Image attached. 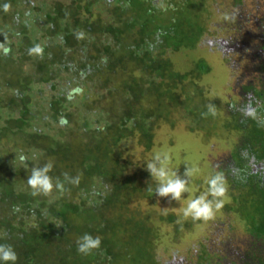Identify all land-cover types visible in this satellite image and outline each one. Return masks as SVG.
I'll return each instance as SVG.
<instances>
[{
  "label": "trees",
  "instance_id": "1",
  "mask_svg": "<svg viewBox=\"0 0 264 264\" xmlns=\"http://www.w3.org/2000/svg\"><path fill=\"white\" fill-rule=\"evenodd\" d=\"M41 1L0 0V45L10 49L0 48V243L13 247L16 264H185L161 262L155 218L133 207L156 197L155 183L150 192L146 174H129L126 155L135 141L150 150L173 111L196 128L207 123L194 78L208 69L182 73L173 58L210 37L211 0ZM36 45L42 51L29 54ZM244 89L252 106L227 105L223 124L237 141L218 172L247 215V258L264 264V79ZM46 163L54 179L68 172L79 185L33 197L27 177ZM176 218L159 221L174 229ZM85 233L101 238L89 256L77 252ZM198 259L214 263L207 249Z\"/></svg>",
  "mask_w": 264,
  "mask_h": 264
},
{
  "label": "rangeland",
  "instance_id": "2",
  "mask_svg": "<svg viewBox=\"0 0 264 264\" xmlns=\"http://www.w3.org/2000/svg\"><path fill=\"white\" fill-rule=\"evenodd\" d=\"M212 1L203 8V14L213 21L212 24L210 23L211 25H207L210 37L208 36L206 41L199 44L194 50L180 53L181 55L173 59L177 70L182 73L189 70L196 71L197 65L208 69L203 76L194 78V82L204 91V95H199L197 102L215 105L216 114L221 118V121L206 117L204 122L207 123L196 128V123L188 117L185 111H173L169 121H161L157 125L150 150H146L144 146L135 141L129 146L126 155L130 164L129 174L138 173L141 176L146 174L143 177L144 184L151 181V177L147 176L149 173L145 170V163L157 152L169 153L171 168L178 170V174L181 176L185 171V164L199 169L198 174L190 183L189 193L185 194L179 203H169L168 199L154 197L133 205L143 215H152L155 218L151 225L158 229V255L162 263L169 262L173 256H176L179 259L183 258L185 264H199L198 257H201L206 249L212 254L221 251L224 242L225 244L232 242L235 247L239 245L245 250L251 240L250 236L246 235L249 226L246 219L247 215L244 213V216L239 213L240 201L236 205L233 204V198L230 195L231 188L226 180L227 194L224 198V207L216 212L214 218L208 221L194 222L190 218H183L181 212L188 200L197 197L206 190L205 180L218 172V167L221 168L226 163L237 141V136L228 133L229 129H226L223 124L227 103L232 100L236 101L239 94V89L234 91V87H237V83L240 85L247 84L249 80L254 81L253 84L261 85V80L264 79L263 75L259 77L257 74H263L264 71L262 61H260L264 47V30L260 32L251 31L248 36L246 35L255 24V20L248 22L249 14L262 17L264 13L258 14L260 11H255L256 8L251 3L252 0H243L245 2L242 10L233 7L232 11H226L225 14L235 19L232 34L246 35L247 42L239 44L237 41L226 40L220 44L210 45L208 42L212 39L216 40L229 36L224 25L226 20L218 14V8H227L230 4L227 3V0ZM40 3L42 1L38 0V4ZM213 10L215 12L210 15ZM208 11L209 14H206L205 12ZM241 16L242 19H239ZM213 26L214 28H212ZM243 27L245 30H241ZM228 66L232 67L233 71ZM189 80L192 81V79ZM47 89L44 85L37 87V91H43L45 97L49 94ZM197 112L199 114V111ZM204 112L199 114L201 118H205L202 116ZM228 206L235 211L229 214L226 210ZM168 214L177 217L174 229L173 226H166L159 221V217ZM185 224L188 227L184 228ZM177 225L181 226V230L177 229ZM227 249V251L232 250H229V247ZM236 250L238 251V247ZM199 252L200 254H198Z\"/></svg>",
  "mask_w": 264,
  "mask_h": 264
},
{
  "label": "clouds",
  "instance_id": "3",
  "mask_svg": "<svg viewBox=\"0 0 264 264\" xmlns=\"http://www.w3.org/2000/svg\"><path fill=\"white\" fill-rule=\"evenodd\" d=\"M5 9L9 5H4ZM3 48V45H0ZM5 55L10 49L3 48ZM42 49L39 45L28 49L29 54L39 53ZM207 111L202 113L205 118L209 115H216V108L213 104L206 105ZM21 162H26L27 157L23 154L15 157ZM53 165L46 163L42 167H32L31 174L28 175L26 183L31 190L33 197L49 196L54 190L63 194L69 191L67 184L78 186L80 176H72L68 172L62 173L61 177L55 179L49 175ZM145 170L151 177L147 190L153 191L151 183H155L153 195L159 198L168 199L169 203H179L184 195L190 191V183L198 174L199 169L195 166L185 164L183 176L178 174V170L171 168V157L167 152L154 153L152 158L145 163ZM206 190L197 197L188 200L186 206L181 209L182 216L185 219L190 218L192 221H208L214 218L216 212L224 207V198L227 194L226 181L223 173L216 172L210 175L206 180ZM19 206H13V212H18ZM78 254L89 256L95 250L100 249L101 238L85 233L76 241ZM18 257L10 244L0 243V264H16Z\"/></svg>",
  "mask_w": 264,
  "mask_h": 264
},
{
  "label": "flooded vegetation",
  "instance_id": "4",
  "mask_svg": "<svg viewBox=\"0 0 264 264\" xmlns=\"http://www.w3.org/2000/svg\"><path fill=\"white\" fill-rule=\"evenodd\" d=\"M215 1H212V2H215ZM231 1L227 0V3L230 4V6H228L227 8H223V9L221 7L218 8V14L221 15L224 18V20H226L224 25L226 27L225 28L226 32L229 33V36H227L225 38H218L216 40L212 39V40H210L208 42V43H210V45H212L214 43L215 44H220L221 42H225L226 40L227 41L233 40V41H237L239 44H244L245 42H247V39H245L244 37L247 38L248 34H250L251 31L260 32V31L264 30V15L262 17H259V16H254V15H250L249 14L248 19L246 17H244V18H246L248 20V22H250V20H255L254 21L255 24H254V27L252 29L248 30V32L246 34L247 36L246 35L232 34L231 31H232V28L234 27L233 24H234L235 19H234V17L228 16V14L226 15L225 13H226V11H232L233 7L240 8V10H242V8L244 7L243 3L245 1H243V0H231ZM251 3H253L255 5V8H256L255 11H257V12L260 11L258 14L264 13V0H252ZM253 12H254V10H253ZM239 19H242V16ZM241 30H245V27L241 28ZM262 56L264 58V53L262 54ZM262 62H263V60H262ZM229 68H230V70L233 71L232 67H229ZM257 74H258L259 77L262 75L260 73H257ZM263 78H264V76H263ZM253 82L254 81H252V80L250 81L249 80L248 83L244 84V85H240V83H237V87H234V91L237 90V88L239 89V94L237 95V100L236 101H233V100L229 101L227 104L230 105L231 107H235L236 108V107H239L243 103L246 102L248 104V108H251V106H252V102L250 100L251 96H248L249 94L245 91L244 88L247 87V85H249L250 83H253ZM254 84H256V83H254ZM218 168H220V167H218ZM248 243L251 244V241H249ZM222 247L223 248H222L221 251L210 254L212 259H213V262H214L213 264H254L255 258H247V256L249 255L248 254L249 249L251 247L250 245L246 246L245 250H243L238 245V246H236V247H238V251L236 250V247H235L234 243H232V242L231 243L230 242H226V244L224 242ZM227 247H229V250L230 249H232V250L227 251L228 250ZM209 262L210 261H208L205 264H212V262H210V263ZM255 264H256V262H255Z\"/></svg>",
  "mask_w": 264,
  "mask_h": 264
}]
</instances>
